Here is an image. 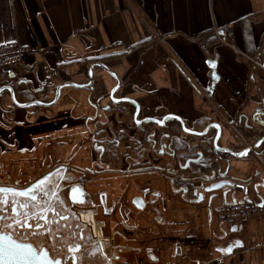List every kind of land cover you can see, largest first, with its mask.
<instances>
[{
    "label": "crops",
    "instance_id": "0c3cea01",
    "mask_svg": "<svg viewBox=\"0 0 264 264\" xmlns=\"http://www.w3.org/2000/svg\"><path fill=\"white\" fill-rule=\"evenodd\" d=\"M13 41L29 52L0 70V175L67 164L128 264H264V0H0ZM240 184L263 212L221 223Z\"/></svg>",
    "mask_w": 264,
    "mask_h": 264
},
{
    "label": "flooded vegetation",
    "instance_id": "af4514ba",
    "mask_svg": "<svg viewBox=\"0 0 264 264\" xmlns=\"http://www.w3.org/2000/svg\"><path fill=\"white\" fill-rule=\"evenodd\" d=\"M97 147L105 151L103 145ZM51 171L34 177L25 171L18 177L15 173L0 175V187L11 190H0V235L44 250L60 264H128L120 254L105 251V239L98 237L90 223L78 219L79 207L61 198L65 190L62 179L70 175L66 168L31 189ZM141 201L135 203L140 205Z\"/></svg>",
    "mask_w": 264,
    "mask_h": 264
},
{
    "label": "water",
    "instance_id": "95a60500",
    "mask_svg": "<svg viewBox=\"0 0 264 264\" xmlns=\"http://www.w3.org/2000/svg\"><path fill=\"white\" fill-rule=\"evenodd\" d=\"M193 133L192 130H190ZM97 147V145H96ZM103 151V150H102ZM59 169H65V167L60 166L58 168L53 169L50 173L46 174V176L36 180L31 187V189L37 185H40L41 183H44L47 178L50 177L55 171ZM63 182H65L64 185L65 190L61 193V198L66 202L67 200L71 202L72 204L79 207L77 210V217L79 220H82L83 215L86 214L87 211L84 209L88 203H93V206H97L94 203L93 197L89 192H87L83 185L79 182L78 179H76L73 175H69L68 177L62 179ZM230 185V182L228 180H221L219 182L214 183L211 187H209V190L213 189H224L227 186ZM237 188L244 190V198L242 201L251 200L250 199V190L251 188L249 186H246L244 184H240L237 186ZM6 188L0 187V190L2 191H11L10 189L5 190ZM19 193H24L23 190H16ZM199 199H202L200 196ZM140 199H136V201H139ZM104 202V201H103ZM234 202H238L237 200ZM237 227V226H236ZM0 264H60L58 261L53 260L47 252L38 251L33 245L21 243L13 239L12 237L8 235H0Z\"/></svg>",
    "mask_w": 264,
    "mask_h": 264
},
{
    "label": "built area",
    "instance_id": "2783aa9c",
    "mask_svg": "<svg viewBox=\"0 0 264 264\" xmlns=\"http://www.w3.org/2000/svg\"><path fill=\"white\" fill-rule=\"evenodd\" d=\"M228 30V26L223 28L224 33ZM28 52L29 48L19 42L0 43V70L4 69L11 73ZM182 186L186 188L188 182H183ZM261 212H263V208L253 200L226 203L215 210L221 223H229L235 226H244L250 218Z\"/></svg>",
    "mask_w": 264,
    "mask_h": 264
},
{
    "label": "rangeland",
    "instance_id": "374dc122",
    "mask_svg": "<svg viewBox=\"0 0 264 264\" xmlns=\"http://www.w3.org/2000/svg\"><path fill=\"white\" fill-rule=\"evenodd\" d=\"M134 3V2H133ZM125 4L127 5V7L126 8H130L131 9V7L129 6V4L127 3V2H125ZM134 15L137 17V15L134 13ZM143 17V19H145V17L144 16H142ZM138 19H139V21L140 20H142V18L138 15ZM147 19V18H146ZM145 19V20H146ZM143 21V20H142ZM149 24L148 25H145L146 26V28H147V33H149V36L150 37H156V34L153 32V27L155 26V24L151 21V20H146ZM136 22H137V25H139L138 23V20L136 19ZM156 46H157V44H155ZM162 49H163V47H162V45L160 46ZM171 63H172V65H173V59H172V61H171ZM176 69H177V71L180 73V74H183L186 78L188 77V73L191 75V73L190 72H188L187 70H183L182 68L180 69V68H178V67H175ZM189 78V77H188ZM122 163V162H121ZM118 164H120V160L118 161ZM63 166H65V168L67 169V164H64Z\"/></svg>",
    "mask_w": 264,
    "mask_h": 264
},
{
    "label": "trees",
    "instance_id": "16d2710c",
    "mask_svg": "<svg viewBox=\"0 0 264 264\" xmlns=\"http://www.w3.org/2000/svg\"><path fill=\"white\" fill-rule=\"evenodd\" d=\"M184 146H185V143L183 141L177 140L176 136L173 137V151L175 153H178Z\"/></svg>",
    "mask_w": 264,
    "mask_h": 264
}]
</instances>
